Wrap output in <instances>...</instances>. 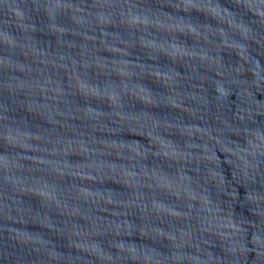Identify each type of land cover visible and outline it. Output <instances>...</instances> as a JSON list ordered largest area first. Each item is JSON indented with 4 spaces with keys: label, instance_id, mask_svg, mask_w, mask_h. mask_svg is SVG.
I'll list each match as a JSON object with an SVG mask.
<instances>
[{
    "label": "water",
    "instance_id": "water-1",
    "mask_svg": "<svg viewBox=\"0 0 264 264\" xmlns=\"http://www.w3.org/2000/svg\"><path fill=\"white\" fill-rule=\"evenodd\" d=\"M0 264H264V0H0Z\"/></svg>",
    "mask_w": 264,
    "mask_h": 264
}]
</instances>
